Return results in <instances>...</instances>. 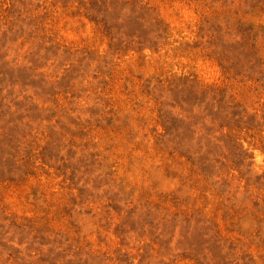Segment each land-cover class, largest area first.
<instances>
[{"label": "rangeland", "instance_id": "1", "mask_svg": "<svg viewBox=\"0 0 264 264\" xmlns=\"http://www.w3.org/2000/svg\"><path fill=\"white\" fill-rule=\"evenodd\" d=\"M0 264H264V0H0Z\"/></svg>", "mask_w": 264, "mask_h": 264}]
</instances>
